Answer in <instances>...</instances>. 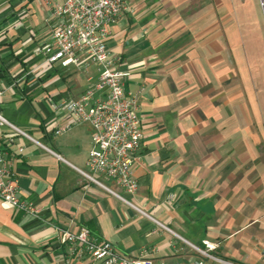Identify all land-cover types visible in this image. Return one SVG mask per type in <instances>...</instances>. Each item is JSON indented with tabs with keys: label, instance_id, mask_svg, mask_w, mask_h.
I'll return each instance as SVG.
<instances>
[{
	"label": "crops",
	"instance_id": "1",
	"mask_svg": "<svg viewBox=\"0 0 264 264\" xmlns=\"http://www.w3.org/2000/svg\"><path fill=\"white\" fill-rule=\"evenodd\" d=\"M107 50L128 72L143 139L125 194L143 216L76 169L92 149L88 125L54 106L79 97L98 75L43 63L52 19L45 0H0V115L45 147L0 127V151L16 174L26 215L0 204V264H103L60 241L54 227L90 230L125 256L191 264V247L219 243L215 256L264 264V104L251 66L259 0H126ZM246 36V37H245ZM12 139V142H9ZM18 148H22L19 153Z\"/></svg>",
	"mask_w": 264,
	"mask_h": 264
},
{
	"label": "built area",
	"instance_id": "2",
	"mask_svg": "<svg viewBox=\"0 0 264 264\" xmlns=\"http://www.w3.org/2000/svg\"><path fill=\"white\" fill-rule=\"evenodd\" d=\"M45 3L53 22L50 38L39 52L43 63L77 69L92 63L98 68L97 77L79 97L63 100L54 106L55 111H62L69 117V122L55 126L52 135H61L73 127L88 125L92 131V149L88 154L86 170L76 169L77 172L88 183L98 185L137 213L150 218L141 207L106 187L98 179L102 177L112 181L131 196L138 188L132 176V167L143 139L138 103L135 96L125 91V80L129 73L119 68L120 59L106 47L110 27L120 14L129 10L126 0H45ZM260 5L264 9V0H260ZM4 126L55 155L0 115V127ZM18 151L22 153L23 149L18 148ZM19 192L16 174L0 151L1 206L19 210L26 215H37L38 210L32 203L21 199ZM54 229L60 241L79 257L85 254L103 264H173L164 261L155 263L146 257L145 252L136 258L125 256L110 241L93 237L86 227L74 233L58 226ZM191 247L200 256L191 264H239L212 254L218 249L219 243L205 241L202 248Z\"/></svg>",
	"mask_w": 264,
	"mask_h": 264
},
{
	"label": "rangeland",
	"instance_id": "3",
	"mask_svg": "<svg viewBox=\"0 0 264 264\" xmlns=\"http://www.w3.org/2000/svg\"><path fill=\"white\" fill-rule=\"evenodd\" d=\"M260 3V0H259ZM260 5V4H259ZM260 5V18L261 22H259L258 27L255 28V34L253 35L258 46V50H254V57L258 56L260 65L251 66L252 73L254 75V79L256 80V85L258 90L260 91V96L262 99V103L264 104V9ZM246 37V36H245Z\"/></svg>",
	"mask_w": 264,
	"mask_h": 264
},
{
	"label": "bare ground",
	"instance_id": "4",
	"mask_svg": "<svg viewBox=\"0 0 264 264\" xmlns=\"http://www.w3.org/2000/svg\"><path fill=\"white\" fill-rule=\"evenodd\" d=\"M263 10V9H262ZM264 12V11H263Z\"/></svg>",
	"mask_w": 264,
	"mask_h": 264
}]
</instances>
